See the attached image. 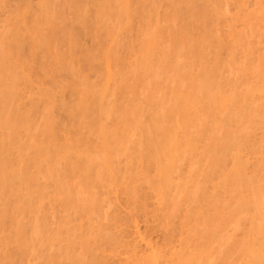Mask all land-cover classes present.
<instances>
[{
	"label": "rangeland",
	"instance_id": "rangeland-1",
	"mask_svg": "<svg viewBox=\"0 0 264 264\" xmlns=\"http://www.w3.org/2000/svg\"><path fill=\"white\" fill-rule=\"evenodd\" d=\"M0 152V264H264V0H0Z\"/></svg>",
	"mask_w": 264,
	"mask_h": 264
},
{
	"label": "bare ground",
	"instance_id": "bare-ground-1",
	"mask_svg": "<svg viewBox=\"0 0 264 264\" xmlns=\"http://www.w3.org/2000/svg\"><path fill=\"white\" fill-rule=\"evenodd\" d=\"M17 42H18V40H17ZM19 44H20V42H19ZM19 44L16 45V48H15L16 50L18 49V51L20 50L19 48H21L20 46H22V45H19ZM21 44H22V42H21ZM16 50H15V51H16ZM14 53H15V52H14ZM15 56H16V55H15ZM17 56H18V54H17ZM92 106H93V105H92ZM92 106H91V107H92ZM95 108H96V107H95ZM89 111H90V110H89ZM0 153H1V152H0ZM81 158H82V157H81ZM1 159L3 160V158H1ZM1 159H0V160H1ZM2 160H1V161H2ZM2 162H3V161H2ZM2 172H3V171H2ZM1 174H2V173H1ZM6 184H7V183H6ZM2 185H3V184H2ZM257 245H258V244H257Z\"/></svg>",
	"mask_w": 264,
	"mask_h": 264
}]
</instances>
